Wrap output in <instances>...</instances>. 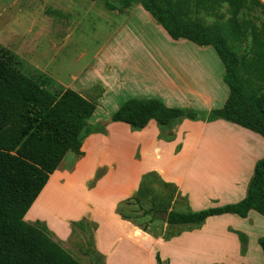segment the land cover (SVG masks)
<instances>
[{"label": "crops", "instance_id": "crops-1", "mask_svg": "<svg viewBox=\"0 0 264 264\" xmlns=\"http://www.w3.org/2000/svg\"><path fill=\"white\" fill-rule=\"evenodd\" d=\"M61 7L53 10L62 23L81 7L106 20L109 34L82 62L80 75L69 82L49 76L60 88L99 99L93 101L91 125L103 123L105 130L84 140L80 157L74 153L65 162L66 154L24 219L44 223L62 245L74 236L91 242L79 255L66 248L83 264L87 258L91 264H157V253L169 264H264L259 244L264 216L255 210L245 217L214 215L186 227L169 225L165 214L153 220L147 215L146 230L118 213L120 205L134 201L148 173L155 188L176 187L169 211L196 212L246 197L255 165L264 158L259 133L225 120L183 119L162 127L151 119L135 130L111 119L132 98L205 113L223 107L229 90L213 46L172 38L139 1L121 10L109 9L105 0H61ZM52 17L45 15L53 24ZM61 30H67L63 39L68 40V27ZM80 46L78 60L90 53L85 43Z\"/></svg>", "mask_w": 264, "mask_h": 264}, {"label": "trees", "instance_id": "trees-1", "mask_svg": "<svg viewBox=\"0 0 264 264\" xmlns=\"http://www.w3.org/2000/svg\"><path fill=\"white\" fill-rule=\"evenodd\" d=\"M139 1L174 39L185 38L201 46L212 45L224 66L223 79L229 96L221 108L199 112L169 107L159 99L132 98L112 114V121L144 128L151 119L162 127L183 119L225 120L239 124L264 137V2L261 0H121V7L105 0L109 9L121 10ZM227 6L229 17L223 18ZM201 12L215 21L206 25L192 17ZM20 57L0 44V264H83L52 239L40 221L24 217L50 176L70 151L80 157L84 140L105 124L91 125L96 104L73 89L60 88L44 74L24 73ZM144 175L134 202L142 217L150 220L167 216L169 225L203 223L224 213L245 217L251 210L264 216V158L259 160L248 193L239 202L201 211L170 210L172 192L157 195ZM144 201L148 202L147 209ZM118 207L123 219L133 220ZM121 208V209H120ZM135 223V222H134ZM136 225L144 230L147 226ZM264 258V236L260 238ZM157 264H169L156 254Z\"/></svg>", "mask_w": 264, "mask_h": 264}, {"label": "rangeland", "instance_id": "rangeland-1", "mask_svg": "<svg viewBox=\"0 0 264 264\" xmlns=\"http://www.w3.org/2000/svg\"><path fill=\"white\" fill-rule=\"evenodd\" d=\"M261 1L264 2L263 0ZM109 2L118 7H121L122 3L121 0H109ZM60 5L61 0H0V44L12 50L20 57L21 66H19V69L27 75H51L54 79H59L61 82H64L61 79L69 82L72 80L73 74L80 75V65H83L82 62L91 58L92 49L94 50L98 44L105 41L109 33H105L107 28L105 24L106 20L100 19L93 12L87 13L88 7L79 8L80 12L74 9L76 12L70 18L65 17V20L68 22L62 23L63 17L56 15V11L53 10V8H58L57 10L60 11L64 10L65 8L62 7L59 9ZM222 12L223 18L221 20L226 21L229 17L226 5L223 7ZM78 13L80 16H78ZM47 14L53 16V24L47 22L45 18ZM192 17L202 21L206 25H211L215 21L214 16L204 12L193 14ZM259 18L264 21V15L259 14ZM59 23L68 27L70 37L66 41L63 38L67 30H61ZM108 26L111 27L110 25ZM55 29L59 32L55 33ZM51 30L53 32L50 33ZM81 43L86 44L90 53L78 60L75 58L83 51L80 46ZM211 48L213 54L216 55L214 47ZM81 78L84 79L85 75ZM110 98L111 96H108L105 99L109 100ZM105 99L101 100L102 103H104ZM92 100L99 102V99ZM93 119L94 117L89 119L90 124H92ZM73 154L72 151L68 152L65 162H68ZM164 193H169V190H164V188L158 185L156 194L162 196ZM133 209L134 211L130 215L134 217V222L137 224L144 223L139 206L124 204L121 210L124 213H129ZM164 216L162 214L161 217L163 218ZM51 235L52 239L62 245V242L56 240L53 234ZM85 240L87 239L74 236L68 240L71 244L65 241L62 246L65 249L76 248V250L73 249L72 251L79 255V248L82 247L83 250L92 246L91 242L86 241L84 243ZM81 261L85 264H91L88 258L85 261Z\"/></svg>", "mask_w": 264, "mask_h": 264}]
</instances>
